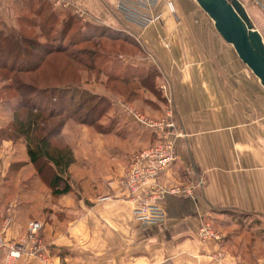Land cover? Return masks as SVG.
<instances>
[{
  "label": "crops",
  "instance_id": "obj_1",
  "mask_svg": "<svg viewBox=\"0 0 264 264\" xmlns=\"http://www.w3.org/2000/svg\"><path fill=\"white\" fill-rule=\"evenodd\" d=\"M62 1L98 25L115 27L114 0ZM239 1L264 39V0ZM30 2L8 0L10 24L23 22ZM153 14L158 19L145 29L125 25L142 50L122 77L137 81L125 91L128 97L115 86L101 92L83 87L111 102L101 119L105 131L66 121L57 133L71 152L70 193L53 196L25 143L3 136L14 110L11 101L0 102V234L5 198H16L21 183L20 204L28 209L17 212L8 235L22 236L29 220L42 222L52 264H264V90L194 0H159ZM163 85L155 102L153 89L161 93ZM165 96L174 109L169 139H176L177 159L155 179L165 191L157 204L166 220L150 226L133 217L135 197L123 181L131 157L153 136L117 110L125 103L158 118L165 102L169 106ZM200 216L214 221L220 240L200 242ZM29 260L17 264H42Z\"/></svg>",
  "mask_w": 264,
  "mask_h": 264
},
{
  "label": "rangeland",
  "instance_id": "obj_2",
  "mask_svg": "<svg viewBox=\"0 0 264 264\" xmlns=\"http://www.w3.org/2000/svg\"><path fill=\"white\" fill-rule=\"evenodd\" d=\"M241 1L247 3V5L249 4L253 5L251 3V1L253 2V0H241ZM8 5H9L8 0H3L2 2H0V30L5 34L8 35L11 34L12 36H15L16 37L15 39L17 40L23 38V39H29L31 41V42H26V40H24L25 43L23 42L22 46L19 47L20 50L23 51L21 52L19 50L20 52H17V54H19V59H21V61L29 60L34 63L36 60L31 55L44 54V52L42 51V47L40 45H45L47 47H53L54 49L55 48L59 49L58 46L59 43L57 40L60 33L59 30H61L62 27H65L66 29L68 28L71 29L66 33L64 32L65 39L63 40V43L65 44L70 37H73L75 35L77 31H81V35H79V37L74 36V38L82 39L85 38L86 36H92V38H90L92 40L88 42L81 40V43L76 44L74 46H69L68 50L64 53H60V54L52 53L46 55L44 58V63L33 73H25L19 75L15 74L17 79L18 80L20 79L21 83L32 85L33 88L35 87L36 90L35 93L32 94L33 96H30L27 100L28 105L31 102V105L36 109L38 108L44 109L42 110L43 112H40L42 113V115H40L38 112V114L41 117L39 118V125L37 129H35L34 135L36 137L48 138L49 142L51 143V147L53 148L56 147L59 150L62 149L69 150L68 145L65 146L66 144L64 140L60 139L57 136L56 132L58 129V125L60 123H62L63 125L66 121H72L77 123L78 125L90 127L94 131L101 133V130L100 131L97 130L95 126L86 125L81 123V121H79L78 119L76 120V118L82 117V115L86 113L89 107H91L94 104H97L98 99H95L93 101H90L88 99L85 100L86 97L90 96V94L88 93L85 94V92L82 93L78 88H74V87L80 86L81 88L82 87H85L87 89L92 88L93 90L101 92L102 88L104 87L109 86L110 88H112L113 86H115L116 91L117 90L120 91L122 95L123 89H126V91L128 92L130 91V88H134L137 86L136 79H133V80H129V85L128 86L126 85L125 86L126 88H123L121 87L122 83L118 81L116 82L115 81L116 78L113 77L116 75L117 77L120 76L122 78L125 75H127L126 70L127 69H128L127 71L132 70L131 68L132 66L130 65V60L131 59L135 60L142 53V50L139 47L138 43H136L132 33L126 28V26L125 28H123V26L116 21L115 17L120 19V15L116 11V9H115V13H116L115 16H111L115 27L111 28L103 25H98L92 22L90 18L87 17V15H85L82 11L77 10L76 9L77 7H73L70 4H66L62 0H58V3L55 0L53 1L52 4H46V3L42 4L38 0L35 2L31 0L29 5L30 13L27 12L23 14L24 16L22 15L23 18H21L23 22L18 21L17 24H15L16 27H14L12 24H10L13 21L9 17ZM62 8L65 9V12L58 14L57 11H60ZM11 18L12 19L14 18L15 20L14 14L11 15ZM56 18L60 19V22H58ZM50 20L52 22H50ZM64 21L65 24H63ZM250 22L254 26L253 28L259 25L258 21H255L256 23H254V21L251 20ZM95 27H101L102 29H98ZM118 32L120 33L117 34ZM100 35L101 37H99ZM112 35H117L121 39H110L109 37ZM62 47L63 46H61V48ZM81 50L83 51L87 50L88 53L90 54L94 52L93 54H98V56L95 57L89 56L90 54H85ZM68 56L69 57L76 56L77 58H83L85 56V62L83 65H81L76 61L71 60V58H69ZM0 58L3 59L5 58V56L1 54ZM91 59L92 62L89 61ZM90 63H93L92 67L94 66L92 70L90 68L91 67ZM96 68L98 70H101L100 72H102V74H97L98 71L95 70ZM106 75H108L111 78V81L107 79ZM12 77H14L13 74L9 73L8 71L2 70L0 68V82L3 83L2 86L0 84V102L11 101L14 110L13 114L15 117L14 118L15 122L12 123V129L11 127H7L5 129L7 132L5 131L3 132V136H7V137H9L10 135L14 136V133L17 134L19 133V130H17L16 127H18V124L21 121H24V119L28 117H30L32 120L33 118L37 117L35 111L30 109L28 105L24 104L25 106L22 107V102H21L22 99L19 93L14 90V86H13L14 78ZM147 84L151 85L150 81H148ZM64 86L65 88L69 89V91H67L66 97L64 98L54 97V99L48 98V94L50 93L51 88L64 87ZM165 86L166 85H163V87L160 88L161 93L159 92V90L157 91V89L155 90L153 89L154 95L152 94L153 95L152 97L154 98L155 102L158 101L159 99H162L161 95L162 94L164 95L163 91L166 88ZM43 89H47V92L41 91ZM70 96L73 97L72 100ZM137 96H140V94H138ZM142 96L144 97V93L142 94ZM95 97L98 98L99 96L95 95ZM165 99H166L165 101H167L166 96ZM83 101L86 103L85 107L82 106L81 108L83 109L78 110V113L74 117V119L69 117L73 115L76 109H78V103L80 102L82 103ZM46 107L49 109H46ZM126 107L132 108L133 109L132 111L137 112L147 120L160 121L161 119L164 118L171 119L172 117V113L169 109L167 102H165L162 114L158 118L149 117L148 115L144 114L143 111L125 103L123 104L121 103L120 105L121 110H117L118 112L121 113V116L123 114L127 119L131 120L135 126L144 128L145 131H147L149 134H151V136H153V141L147 148L156 144L158 142V138L152 133L153 131L149 127L139 124L134 119V116L128 113V111H126ZM50 109L53 110L50 111ZM49 113H52L50 115L51 117L46 116L49 115ZM105 114L102 116L101 119L107 116V114L106 115ZM92 118H96V116H93ZM101 119H99L97 124L99 125V127L103 129V126L101 124ZM175 126L176 125H174V128ZM20 134L21 135H17L18 137L14 138V141L15 142L21 141L22 144H24V141H26L24 137V133H20ZM168 140L170 142L173 141L174 142V143L172 142L173 144H175L176 142L175 141L176 139L175 140L173 139L172 141L170 139ZM145 149H143L142 151H144ZM140 152L136 153L135 155L139 154ZM45 163L46 162L43 161V164L46 166V168L50 169L47 166L48 163L47 165ZM62 175H63V179L66 180L68 183H70L73 174L71 173L68 174L66 171V173H62ZM18 185L20 187L19 189L16 188L15 191L18 192L19 195L15 198L16 196L15 194L14 195L9 194L8 197L5 198L8 205L2 207V209L7 210V212H5L6 215L3 216V220L1 224V231L3 232H1L0 234L2 235L0 236V264H17V262L28 263L30 261L29 259L32 260L35 259L31 256L29 252L30 251L29 246H31L30 244L31 239L29 237L28 224L31 221H37V220L32 219L28 221V223L26 224V231L24 234H22V236L13 237L8 235V232L11 233L13 230L12 227L14 226V224L17 223V212L19 210H22V212H24L23 210L28 209V207H26L24 204H20L21 203L20 201H22V193L24 192L23 186L25 185L21 183H19ZM14 199L16 200L14 202L15 204L11 205V202ZM10 210L12 212L9 214ZM38 222L42 225V227L37 232L35 239L43 242L46 246H48L49 244H47L46 240L43 237V224L40 221ZM204 222L208 223L211 226L214 233L219 237L218 240H220L222 234L218 233L219 231L215 228L214 221L211 219L205 221L204 219ZM230 231L231 232H228V235L233 234V230ZM27 236H28V243L26 242L25 239ZM218 240H212V241H218ZM12 249H18L20 251L21 257L12 262H9L8 257ZM53 256L54 253H50L51 264L53 261L52 258ZM35 260L39 261L38 259ZM41 263L45 264L43 262Z\"/></svg>",
  "mask_w": 264,
  "mask_h": 264
},
{
  "label": "built area",
  "instance_id": "obj_3",
  "mask_svg": "<svg viewBox=\"0 0 264 264\" xmlns=\"http://www.w3.org/2000/svg\"><path fill=\"white\" fill-rule=\"evenodd\" d=\"M2 1L0 0V2ZM158 1L115 0V9L120 15V24L123 28H125V25H128L145 29L158 19V15L153 14ZM168 94L169 96L171 95V93ZM167 100L172 117L171 119L164 118L160 121L147 120L137 112L132 111V108L126 107V111L132 114L139 124L149 127L158 138L156 144L132 157L131 165L123 181L125 189L135 197V204L131 211L133 217L140 223L150 226L162 225L166 220L165 211L157 204V200L161 199L165 191L156 184L155 179L177 159L175 146L168 140L174 128L175 117L173 104L169 98ZM180 136L184 135L180 134ZM200 184L201 182L199 181L197 186H200ZM192 200L194 201L195 199ZM41 227L42 225L38 221H31L28 224V232L31 239L29 252L33 258L45 264H51L50 253L53 249L51 246H46L43 242L35 239ZM198 238L201 243L219 239L211 226L204 222V216H200L199 218ZM25 239L28 243V236ZM218 256L221 257L222 254ZM20 257V251L12 249L8 261L12 262Z\"/></svg>",
  "mask_w": 264,
  "mask_h": 264
},
{
  "label": "trees",
  "instance_id": "obj_4",
  "mask_svg": "<svg viewBox=\"0 0 264 264\" xmlns=\"http://www.w3.org/2000/svg\"><path fill=\"white\" fill-rule=\"evenodd\" d=\"M50 22H52V21L50 20ZM63 24H65V21L63 22ZM95 28L102 29L101 27H95ZM70 30H71L70 28L66 29L65 27H62V29L59 30L60 33L58 36V40L56 39L59 43L58 44L59 49L58 48L54 49L53 47H47L45 45H40L42 47V51L44 52V54L43 55H40V54L39 55H36V54L31 55L36 60L34 63L29 61V60L28 61L27 60L21 61V59H19V54H17V52H20V51L23 52L22 50H20L19 47L22 46L23 42L25 43L24 40H26V42H31L29 39L20 38L19 40H17V39H15L16 38L15 36H12L11 34H9V35L5 34L0 30V55L2 54L5 56V58H3V59L0 58V68L2 70L8 71L9 73L13 74L14 77H12V78H14V80H13L14 90L19 93V95L22 99V101H21L22 107L25 106L24 104L28 105V101H27L28 98L30 96H33L32 94H34L36 90H35V87L33 88L32 85L21 83L20 79L18 80L15 74L19 75V74H25V73H33L39 67H41V65L44 63V58L46 55H49L52 53H54V54L64 53L68 50L69 46H74L76 44H79V43H81V40L86 41V42L92 40V39H90V38H92V36H86L85 38H82V39L74 38V36L79 37V35H81V31H77L75 33V35L73 37H70L65 44V43H63V40L65 39L64 32L66 33L67 31H70ZM119 33L120 32H118L117 34H119ZM99 37H101V35ZM109 38L110 39H121L117 35H112ZM38 46H39V44H38ZM61 46H63V47L61 48ZM81 51L84 52L85 54H90V53H88L87 50L86 51L81 50ZM93 53L94 52H92V54H90L89 56H93V57L98 56V54H93ZM69 58H71V60L76 61L77 63H79L81 65H83L85 62V56L83 58H77L76 56L69 57ZM88 58H90V57H88ZM89 61L92 62V59ZM21 62H22V64H21ZM90 64H91L90 68L92 70L94 68V66L92 67L93 63H90ZM83 67H85V66H83ZM95 70L98 71L97 74H102V72H100L101 70H98L97 68ZM106 77L108 80L111 81V78L108 75H106ZM113 77L116 78L115 79L116 82L118 81V82L122 83L123 85H125V83H129V80L123 79L120 76L117 77L115 75ZM74 88H78L80 90V92H82V93L85 92V94L86 93L90 94V96L86 97L85 100L88 99L90 101H93L95 99H98L97 104H94L91 107H89L88 110L86 111V113L84 115H82V117L76 118V120L78 119L79 121H81V123L86 124V125L95 126V128L97 130H99V131L101 130V132H103L104 130L101 127H99L97 122L109 110V108L111 107V102H109L105 97L100 96V95L95 94V93H92L83 87L81 88L80 86H77ZM41 91L47 92V89H43ZM67 91H69V89L65 88V86L64 87L51 88V91L48 94V98H52V99H54V97L64 98L67 95ZM74 91H76V90H74ZM125 91L126 90L123 89V95H124V97L127 98L128 95H127V92H125ZM95 95L99 96V97L97 98V97H95ZM72 96H73V93H72ZM72 96H70L71 100L73 99ZM85 105H86V103L84 101L82 103L81 102L78 103V109H76L75 112L73 113V115L69 116V117L74 119V117L78 113V110L83 109L81 107L82 106L85 107ZM28 107L30 109H32L33 111H35V113L37 114V117L33 118V120L30 117H28V118L24 119V121H21L18 124V127H16V129L19 130V133L18 134L14 133V136L10 135L8 138H11L14 140L15 137H18L17 135H21L20 133H24V137L26 140V141H24V143L26 146V151H27V155L29 157V160H30L31 164L34 166V168L37 170V173H38L40 179L51 190L52 195L53 196H59V195L70 193L72 191V187L66 180L63 179L62 173H66L69 164L72 162L71 152L67 149L59 150L56 147L53 148V147H51V143L49 142L48 138L36 137L34 135L35 129H37V127L39 125V118L41 117L40 115H42V113H40V112H43L42 110H44V109L43 108L42 109L41 108L36 109L35 107H33L31 105V102L28 105ZM39 109H41V110H39ZM46 109H49V108L46 107ZM52 110L53 109H50V111H52ZM38 112L40 115L38 114ZM51 114L52 113H49V115H46V116L51 117L50 116ZM93 116H96V118H92ZM14 122H15V120H14ZM61 125H62V123H60L58 125V129H57L56 133H58ZM10 127L12 129V125ZM5 132H7V131L5 130ZM50 134H51V132H50ZM43 161L46 162L45 163L46 165L48 163L47 166L51 170L46 168V166L43 164ZM49 164H52L54 167L50 166ZM58 171H59V173H58Z\"/></svg>",
  "mask_w": 264,
  "mask_h": 264
},
{
  "label": "water",
  "instance_id": "obj_5",
  "mask_svg": "<svg viewBox=\"0 0 264 264\" xmlns=\"http://www.w3.org/2000/svg\"><path fill=\"white\" fill-rule=\"evenodd\" d=\"M264 90V42L239 0H194Z\"/></svg>",
  "mask_w": 264,
  "mask_h": 264
},
{
  "label": "bare ground",
  "instance_id": "obj_6",
  "mask_svg": "<svg viewBox=\"0 0 264 264\" xmlns=\"http://www.w3.org/2000/svg\"><path fill=\"white\" fill-rule=\"evenodd\" d=\"M245 9V8H244ZM246 11V10H245Z\"/></svg>",
  "mask_w": 264,
  "mask_h": 264
}]
</instances>
